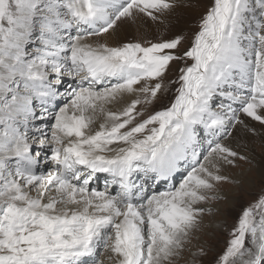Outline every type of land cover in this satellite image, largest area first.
Listing matches in <instances>:
<instances>
[{"label":"snow or ice","instance_id":"obj_1","mask_svg":"<svg viewBox=\"0 0 264 264\" xmlns=\"http://www.w3.org/2000/svg\"><path fill=\"white\" fill-rule=\"evenodd\" d=\"M189 7L0 0V264H196L226 185L250 199L213 264H264L247 147L264 143V0H206L190 43Z\"/></svg>","mask_w":264,"mask_h":264},{"label":"rangeland","instance_id":"obj_2","mask_svg":"<svg viewBox=\"0 0 264 264\" xmlns=\"http://www.w3.org/2000/svg\"><path fill=\"white\" fill-rule=\"evenodd\" d=\"M199 6L196 8L195 11H183L182 15V22L184 23L185 27L190 26L191 28L184 26L176 25V27L183 29L185 35L189 38V43L193 32L196 28V21L199 18L200 13L204 10V4L206 0H198ZM199 13V14H198ZM174 76V73L169 74V79ZM174 96L173 92H170L167 96L162 97L159 99L150 110L154 111L165 107L168 105L172 97ZM123 102L119 105H112V110H117L119 107H122ZM247 147L255 153V158L257 163L260 162L261 158H264V143L261 142L260 138H253L247 145ZM256 167L254 165H249L246 163H242L240 168L232 170V175H240L246 179L256 180ZM258 183L256 188L258 190ZM222 194L226 195L229 199L228 201H221L217 202L213 205L214 213L216 209H219V214H214V216L204 218V223L202 225V231L198 234L197 238L194 239L193 244L190 246L193 250H195L199 245H204L205 247L209 248L208 255L203 257L202 259H197L196 264H213V261L218 253H220L225 246V241L227 238L226 231L221 227V224L225 218H228L229 224H231V216H234L237 212L239 205L241 203H246L250 196L247 194L249 189L245 191H240L232 186L226 185L222 188ZM239 201L237 202V199ZM104 261V264H110L107 260V254L101 257ZM178 264H193L192 257L188 253L179 260Z\"/></svg>","mask_w":264,"mask_h":264},{"label":"bare ground","instance_id":"obj_3","mask_svg":"<svg viewBox=\"0 0 264 264\" xmlns=\"http://www.w3.org/2000/svg\"><path fill=\"white\" fill-rule=\"evenodd\" d=\"M190 2H191V7L185 8V9H181L180 10L181 14L183 13V11H195L196 8L199 6V3H198L199 1L198 0H190ZM183 17L184 16L182 15V18ZM181 24L184 26V28H187V27L191 28L190 26H186L185 27L184 23L182 22V19H181V22L179 23V25H181ZM133 35H135V32L134 31L130 32V36H133Z\"/></svg>","mask_w":264,"mask_h":264}]
</instances>
